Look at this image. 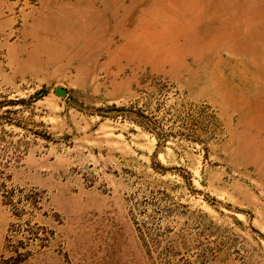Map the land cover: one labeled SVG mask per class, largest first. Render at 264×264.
<instances>
[{
    "label": "rangeland",
    "instance_id": "374dc122",
    "mask_svg": "<svg viewBox=\"0 0 264 264\" xmlns=\"http://www.w3.org/2000/svg\"><path fill=\"white\" fill-rule=\"evenodd\" d=\"M0 264H264V0H0Z\"/></svg>",
    "mask_w": 264,
    "mask_h": 264
},
{
    "label": "water",
    "instance_id": "95a60500",
    "mask_svg": "<svg viewBox=\"0 0 264 264\" xmlns=\"http://www.w3.org/2000/svg\"><path fill=\"white\" fill-rule=\"evenodd\" d=\"M56 94L59 95V96H65L66 95V91L63 88H57Z\"/></svg>",
    "mask_w": 264,
    "mask_h": 264
}]
</instances>
